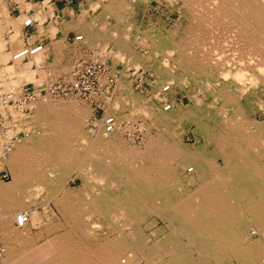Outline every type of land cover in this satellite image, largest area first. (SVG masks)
Instances as JSON below:
<instances>
[{
    "label": "bare ground",
    "instance_id": "1",
    "mask_svg": "<svg viewBox=\"0 0 264 264\" xmlns=\"http://www.w3.org/2000/svg\"><path fill=\"white\" fill-rule=\"evenodd\" d=\"M170 1L181 2L191 19L186 24V36L178 45L160 39L157 30L143 33L144 39L150 34L155 36L148 38L152 41L150 47L165 56L162 60L166 70L162 71L160 82L166 84L159 82L157 91L162 95L169 93L172 86L181 88L186 81H192L200 84L208 102H199L174 119V100L167 108L164 103L160 111L151 101L131 96L132 107L151 118L158 129L140 148L130 144L126 147L119 138L124 128L120 122L125 116L119 114L121 102L110 97L112 88L88 99L96 108L105 99L102 96L109 93L104 103L106 113L100 120L94 110L77 101L46 96L27 105L37 94L20 96V101L17 94L19 112L12 110L16 118H26L30 108V129L34 122L39 125L45 121L41 112L51 113L55 119L48 121V125L62 148L54 158H44L43 149L38 146L40 140L48 137L47 132H29L12 140L14 129L18 128L6 122L4 138L11 142L0 166H8L12 181L0 186V241L4 248L1 264H226L230 258L238 264H264V244L248 240L253 234L252 226L264 229V0ZM107 2L105 9L119 17L117 0ZM78 29L89 42L95 41L89 28ZM113 33L112 39L123 53L128 49L126 33L123 41ZM47 35L42 30L40 39L46 41ZM36 45L40 49L30 53ZM25 47H30L28 52L19 55ZM42 48V44L24 45L16 48L10 58L1 55L0 64L6 63L0 65V77L23 74L21 61L29 57L33 58L29 63L37 66L34 72H43L39 66L45 56ZM119 52L114 53L121 60ZM129 55L136 62V56L131 52ZM182 71L186 74L183 77L179 74ZM29 75L26 76L33 79V74ZM9 80L3 81L7 82L3 85H12L10 90L20 86L17 80ZM164 98L158 96L157 100ZM206 106L211 108L209 115L203 113ZM34 108L36 112L32 113ZM255 111L262 117L255 116ZM91 117L89 123L95 128L86 137H80L85 121ZM107 117L113 118L110 130L104 124ZM182 121H188L194 138L202 140L195 150L188 149L178 133L169 130ZM210 144L214 145V154L221 158V165L207 154ZM173 165L179 171L176 175ZM62 171L75 172L76 178H81L76 192L70 187L62 190L67 182ZM189 176L194 178L192 188L187 187ZM88 188L93 195L89 192L90 203L85 204L88 211L84 215L80 211L83 206L75 207L74 199ZM41 193L54 198L53 204L66 218L69 229L57 222L42 224L39 213L29 211L31 200ZM77 208L80 214L74 213ZM100 211H104L105 222L93 219L88 227L81 226L82 217L97 218ZM23 212L29 216L27 223L13 226L12 221ZM152 214L164 223L160 238L157 231L146 232L154 229ZM30 219L41 226L38 227L43 233L39 237L55 228L61 233L44 236V241L36 244L27 229ZM104 224L109 225L107 229Z\"/></svg>",
    "mask_w": 264,
    "mask_h": 264
},
{
    "label": "rangeland",
    "instance_id": "2",
    "mask_svg": "<svg viewBox=\"0 0 264 264\" xmlns=\"http://www.w3.org/2000/svg\"><path fill=\"white\" fill-rule=\"evenodd\" d=\"M169 1L170 0H117V8L120 15L119 17H114L113 14H109L110 11L108 12V10L105 9L104 7V5L108 3L107 0H83V2L81 3L82 8H80L79 12H76L77 13L76 20L78 22L76 24L77 28L76 26H74L75 29L69 27V29L66 30L64 29L65 26L64 28H60L56 26L49 27L47 29H44L46 30L45 32L48 34L47 37H49V40L42 41L37 37L29 40L31 43L35 41H39L43 46L41 51H45V56L43 57V60L39 64V66H41L40 67L41 70L43 69V72L41 73L34 72V69L36 70L37 66L35 67V65L29 63V60L31 58L29 57L28 59H24L23 61H21V66H22L21 71L23 72V74L20 75L19 73H17L11 75L12 77H8V75L7 76L4 75L5 77L2 75L3 77L2 76L0 77L1 78L0 81L2 82V83L0 82L2 84V85L0 84V94H3L5 92L9 93L8 91L10 90L9 86L12 85H9L8 87L7 86L5 87L3 85L8 81H10L9 78L15 81L17 80L18 83L20 84L19 86L20 88L18 87L14 89L15 91L14 90L10 91L11 96L10 95L9 96L11 98L8 97L9 99L7 100V102L9 103L6 104L5 106H7L10 112L14 109L15 111L19 112L18 111L19 106L16 104L18 99L15 98H18L19 96H24V94H26L27 92H28L27 94H29V96L31 97L33 96L34 93H36L37 96L33 97L34 100L31 98V100L28 101L27 105H29L36 99H40V100H37L35 102L42 101L43 99H45L46 96L56 100L57 99H63L64 101L73 100V102L77 101L81 105L83 104L89 106L92 111L94 110L95 117L98 120H100L102 117L105 116L106 113L104 108L105 104L102 105V108H104V112H103L102 109H99L98 107L95 108L93 106L94 103L92 104L90 100L87 99L88 100L87 101L85 98L75 94L74 92L72 93L73 95L72 94L53 95L49 89L50 86L53 84V82L56 80H59L64 77H66V79L68 77V80H71L69 75L71 71V67L74 65L77 59L90 57L88 55H85L90 53L89 55L102 62L104 66L107 68V71L110 74H112V76H114L113 85H112L113 87L111 89L110 97L112 100L118 99V102H121V105L123 106L119 114L125 116V119H123V121L120 122L122 128L124 127L123 132L120 134L121 136H119L120 140H123L121 142L124 143L126 147L132 145L143 148L146 139H148V136L150 137L151 135H155L154 131L156 133L158 129H156L157 126L151 118H148L145 114L137 111L135 106L132 107V104L129 101L131 96L135 97L140 101L142 99H143L142 101L145 102L151 101L150 103H154L152 104L153 107H156V109L160 111L163 110L162 106L164 105V103L170 105L171 100H174L175 101L173 107L175 112V113L173 112L174 119L178 118V116L188 111L189 108L196 106L199 102L202 101L208 102L209 100V97L204 94L203 89H201L200 86H198L199 83H197L196 85V83L192 81H186L188 83L185 84L184 86L181 85V88L177 86H172L169 93L167 92L165 94H162L165 96L163 101L157 100L158 96H162L160 92L157 91V85L162 80L160 78L162 71L164 69L166 70V67L163 64V60H162L165 58V56L162 51L159 50L157 51V53H155L154 50L150 47V43L152 42L150 40L154 39L155 36L153 35V37H151L150 34V36L148 37L150 40L148 38L144 39L142 38L143 33L145 31H150L152 29L157 30L160 33V39H164L165 41L167 40V42L171 44H174V42H176L174 45H178L180 44V41L182 42V40L185 38L186 36L185 30L191 19L190 16L191 14L189 10L184 8L181 2L172 3L173 1L170 2ZM93 7L95 8L93 9ZM46 11L48 12V8H46ZM34 21L37 23L39 28L40 26L41 27L44 26L43 22H40L39 19L36 20L34 19ZM82 26L89 28L90 32L93 33V35L95 36L94 42L90 41L91 42L90 43L86 39V37H84L83 33L78 29L79 27L81 28ZM50 28L52 29V31ZM70 30H73L76 35L80 34L81 36H83V38L76 41L73 38L71 39V35L67 33ZM113 32H116L114 37L119 39V41H123V34L124 32L126 33L125 35L127 36L128 49H125L123 53L119 52L121 49L117 41L112 39L114 35ZM19 36H20L19 33H17L15 34L14 38L12 37L11 40L8 41L0 40V57L1 55H3V57L6 56L7 58L11 57L10 55L13 54L14 53L13 51L16 49L14 48L15 44L14 47L12 44L14 43V40ZM177 42L179 43L177 44ZM114 52L122 53L121 60ZM130 52L136 56V62L129 55ZM111 53L113 54V56H111L112 55ZM175 56H177V54ZM32 59L33 58H31V60ZM27 62L30 65H28ZM5 63L6 62L0 65H4ZM29 72L33 74L34 76L33 79L26 76V75L30 76ZM39 74L40 77L42 75L40 80H39L40 78ZM179 74H181L180 75L181 77L186 75L185 72L183 71L179 72ZM29 78L32 80L38 78V80L41 81V83L37 79H36L37 82L30 81ZM3 81H7V82H3ZM34 82H36V84ZM159 84H166V83L162 81ZM2 87L7 88L8 90ZM98 95H95L94 97L97 98ZM124 100L126 101L128 100V102ZM202 104L204 105V103ZM134 107L135 109H133ZM210 109L211 108L209 106H206L205 108H203V113L205 115H209ZM12 112H11L12 118L10 121L7 122L11 123V125H13V128L14 127L18 128L17 131L14 129V134H13L14 136H12V140H14L16 137L22 138L25 136V133H29V132H33V134L47 132L48 137L40 140L41 144L38 147L43 149L44 158H49V159L54 158L55 154H57L56 151L62 148L61 144L58 143L57 139H54L53 137L54 133L52 132V130L48 125V121H50L53 118L55 119V117L49 112L46 111H44L43 113L41 112L40 115L42 116L44 115L45 118V121L42 122L43 124L40 123L39 125H34L37 123L34 122L32 128L28 129L29 124L33 122L32 119L28 120L30 117L29 112H31L30 108L26 112V115H24L26 118H24L23 115L19 116V118H16L15 112L13 113ZM34 112H36L35 108L32 110V113ZM255 116H257L258 118L262 117V115L259 114L257 111H255ZM92 118L93 117L85 121V124L82 127L83 135H81L80 137H84V136L86 137L87 135H89L90 129L95 128L91 125V123H89L91 122ZM20 125H22V127ZM26 127L27 130L25 131L24 129H26ZM191 128L192 126L188 121H182L179 123H174V125H171L169 130L176 131L178 133L177 136L181 138L180 139L181 143L185 145L188 149L195 150L197 146H199L202 143V140L201 138L198 139L194 138L191 132ZM206 152L208 155L214 157L218 165L222 164L221 158L217 157L214 154V145L212 144L208 145L206 148ZM40 163L42 165V160H40ZM172 172L174 173V175L179 173L177 166L173 165ZM61 173L63 178L66 175L64 180H67V182L63 184L64 186L62 187L63 188L62 190H65L67 189V187H70V189L73 188V191L76 192L81 187V178L79 177L76 178L75 172L66 173L62 171ZM3 174H5V176H2ZM11 176L12 174L8 166L5 165L4 168L0 166V186L7 185L8 182L10 183V181H12ZM72 177L75 179L74 181L70 180ZM188 180H189V185L187 187H191V188L194 187L195 185L193 181L194 180L193 176H189ZM89 192L93 195L91 190L88 188L87 192H85L84 194L82 193L76 195L77 197H75L74 199L75 207L83 206V208H80L82 214L87 213L88 211V208L85 207V204L90 203L89 198L91 197V195L89 196ZM53 199L51 198L49 199L45 193H41L37 198L31 200L32 203L30 204L29 211L34 210V213L36 214L39 213L38 215L41 217L42 224L43 222L44 223L57 222L60 223V225L63 224L64 227L69 229L68 224L66 225V218L63 217L59 213V211H57L58 209L55 208L53 204L54 203ZM73 211L74 213L80 214L79 208H77L76 210L74 209ZM100 212L102 214L100 213L97 218L96 217L85 218V216L82 217L81 226L88 227L90 221L93 219L98 220L99 223L105 222L103 220V218L105 217L104 211L103 212L100 211ZM150 218H152L155 222V224L152 225L154 229H148V231L146 232L150 234L151 233L150 231L154 230L158 232L157 235L158 238L162 237L163 234L161 232H163L162 229L164 225L163 221L160 220L154 214H152ZM84 221H86V223H83ZM12 224L13 226H15L13 221ZM38 226L40 225L34 224L32 219H30L29 224L27 226V229L31 237H33L32 240L36 244L43 242L44 236L46 238H49L52 235L61 233V230L59 228L58 229L55 228V230L48 231V233L44 231V236L39 237L38 235L42 234L43 232L42 233L40 232L41 226L40 227ZM108 226L109 225L104 224L103 228L107 229ZM252 227H253L252 228L253 234L248 236V240L250 241L254 240L255 242L258 241L261 244H264V229L258 228L255 225ZM124 257H126V255H124ZM226 264H238V263L236 262V259L230 258L226 260Z\"/></svg>",
    "mask_w": 264,
    "mask_h": 264
},
{
    "label": "built area",
    "instance_id": "3",
    "mask_svg": "<svg viewBox=\"0 0 264 264\" xmlns=\"http://www.w3.org/2000/svg\"><path fill=\"white\" fill-rule=\"evenodd\" d=\"M24 24L25 26H30L32 24V20L28 18L25 20ZM81 38L82 36L80 34L75 36V39L77 40ZM40 47V45L32 47L30 49V53L36 52L40 49ZM27 48L30 47H25L19 52V55L27 53ZM89 54L90 53L85 55H88L90 57L77 59L74 65L71 67V71L69 73L71 80H68V77L67 79L66 77H64L53 82V84L50 86V92L53 95L72 94V92H74L75 94L87 100L92 99V95L101 94L103 92H106V90H110L113 87L112 83L114 80V76H112V74L107 71V68L102 62L93 58ZM108 94L109 93H106L102 97L106 99L107 96H109ZM8 95H11V93L5 92L3 94H0V159L5 158V154L9 151L8 149L11 142L4 138L7 133L6 122L10 121L12 118L10 110L7 108V106H5L7 100L11 98ZM24 96L28 97L29 94H24ZM105 99H103L102 102H99L97 105L98 108L102 109L103 112L104 108H102V105H104V103L106 102ZM168 106L169 105H166V108ZM104 121V124H106V129L110 130L112 127L113 118L107 117ZM2 176H5V174H3ZM28 219L29 216L26 212L19 213L14 220V224L16 227H22L27 223ZM3 254L4 248L0 242V264L2 263Z\"/></svg>",
    "mask_w": 264,
    "mask_h": 264
},
{
    "label": "crops",
    "instance_id": "4",
    "mask_svg": "<svg viewBox=\"0 0 264 264\" xmlns=\"http://www.w3.org/2000/svg\"><path fill=\"white\" fill-rule=\"evenodd\" d=\"M82 2L83 0H0V40H11L12 36L19 33L20 36L12 44L13 47L15 44L14 48H18L21 45L41 44L38 41L31 43L29 40L36 37L40 39L41 31L49 27L65 26L66 30L69 27L75 29L74 26L78 23L76 12L82 8ZM28 18L32 20V24L25 26L24 22ZM35 18L43 22L44 26L39 28ZM67 33L71 35V39L75 38L73 30Z\"/></svg>",
    "mask_w": 264,
    "mask_h": 264
}]
</instances>
